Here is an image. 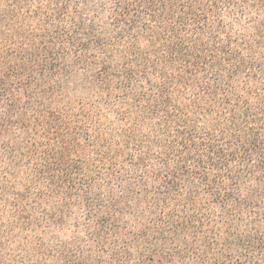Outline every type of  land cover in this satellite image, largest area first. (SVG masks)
<instances>
[{
    "label": "trees",
    "instance_id": "obj_1",
    "mask_svg": "<svg viewBox=\"0 0 264 264\" xmlns=\"http://www.w3.org/2000/svg\"><path fill=\"white\" fill-rule=\"evenodd\" d=\"M0 264H264V0H0Z\"/></svg>",
    "mask_w": 264,
    "mask_h": 264
}]
</instances>
